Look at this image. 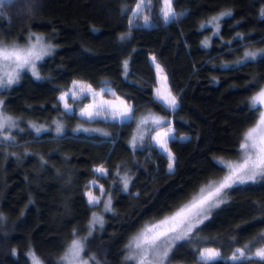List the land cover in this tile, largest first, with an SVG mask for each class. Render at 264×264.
I'll list each match as a JSON object with an SVG mask.
<instances>
[{"label":"trees","instance_id":"obj_1","mask_svg":"<svg viewBox=\"0 0 264 264\" xmlns=\"http://www.w3.org/2000/svg\"><path fill=\"white\" fill-rule=\"evenodd\" d=\"M139 1L0 3V41L25 42L40 34L52 49L38 63V77L23 70L17 83L0 88V110L15 124L0 129V264H32L30 251L42 264H62L77 238L90 264L93 256L98 264H137L126 259L131 239L222 179L224 161L239 157L260 114L251 98L264 87V53L247 61L244 53L264 49V0H172L177 15L168 22L164 0H145L149 24L143 12L132 19ZM153 57L177 97L175 109L155 97ZM76 80L112 87L133 105L132 117L81 116L88 97L72 100L74 110H66L58 98ZM168 125L176 135L168 142L172 172L153 141ZM99 166L105 174L94 172ZM91 181L101 195L93 205L86 195ZM109 197L111 210L105 211ZM225 199L173 243L166 264H197L204 247L221 251L222 258L209 264H261L227 257L245 246L248 255L264 247V178L234 185ZM93 213L104 223L89 235Z\"/></svg>","mask_w":264,"mask_h":264},{"label":"snow or ice","instance_id":"obj_2","mask_svg":"<svg viewBox=\"0 0 264 264\" xmlns=\"http://www.w3.org/2000/svg\"><path fill=\"white\" fill-rule=\"evenodd\" d=\"M3 0H0L2 3ZM143 0L136 6V13L139 14L141 4ZM163 18L165 22L170 21L176 15L172 7V0H164V8L162 9ZM229 12H221L218 16L212 17L208 23H214L220 19V17L230 15ZM264 15V11H262ZM147 23V17L144 18ZM132 21H129L131 25ZM203 27V25H202ZM124 37L121 36V39ZM42 37H36L35 43L28 45L27 47L21 48L17 45H8L3 41H0V66L4 68L11 67L12 71H5L0 75V88L11 87L12 84L17 83L19 80V71L25 67H30L34 76L38 77V73L35 71V61L42 59L44 55L50 53L51 46L45 45L42 42ZM259 53H264V49H259L257 51H248L244 53V60L255 59ZM155 58L153 57V61ZM125 68L127 67V61L124 62ZM157 75L161 78L166 86L167 76L164 75V70L159 64H156ZM74 88H78L77 91H72L71 95L74 99L79 96H84L88 93L99 95L95 93L91 88V85H85L83 82L73 81ZM104 90L101 89V93ZM69 93L65 92L58 98L59 101L64 102V108L67 110L70 105L66 102V98ZM157 97L161 99L165 105L169 108L175 109L178 106L177 97L171 93L170 90L166 92H161L157 89ZM252 106L255 107L257 103L264 102V88H261L259 93L251 98ZM3 102L0 101V104ZM131 108L125 107L123 109L117 108L110 101H103L99 104L92 103L85 105L81 109V115L87 116L89 119L94 116H105L106 113H110L113 118L127 117ZM147 118L141 121L145 123ZM163 122L162 118H153L154 124H161ZM260 125H264V115H262L259 121ZM5 126L11 128L15 126L12 118L0 113V129H4ZM35 127V126H34ZM37 132H40L39 127L36 128ZM56 131L59 133L61 131V126L57 123ZM172 129L169 127L166 131L157 133L154 137L157 143L161 146V149L167 153L168 159V171L172 172L175 167V157L173 153L166 147L168 139L170 138V133ZM8 139V137H4ZM133 143H135V138H133ZM239 147L244 150V160L243 163L233 167L229 165V173L218 181H210L207 185L201 187L199 193L193 196V198L185 205L180 207L171 216L166 217L164 220L158 222V224H153L143 230L138 236L134 237L130 241V245L134 247L137 252L133 255L126 257L127 260L138 259V264H164L165 260L168 258L170 251L172 250V245L176 241L183 240L192 233L193 228L203 223L204 220L208 219V214L214 208L220 207L221 204L226 202L227 190L233 188L236 184H244L246 182H254L260 178H264V128H253L249 130L240 143ZM94 172L101 175L105 174L106 169L100 166L94 169ZM129 184V178L127 175L123 177V187L127 190ZM88 199L87 203L90 205L100 202V198L94 196L91 192L86 193ZM105 211L111 210V198L109 197L104 201ZM3 217L0 216V220ZM103 218L93 213L92 219L89 222V235H91V229L95 225L99 224L103 226ZM160 225H167L160 229ZM160 229V230H156ZM155 230V231H154ZM148 233H152L148 235ZM164 241L165 246L162 251H158V243ZM246 247L237 249L236 253L231 257L232 260H243L251 261L253 258H258L261 264H264V247L258 248L254 253L250 255L246 254ZM84 249L83 241L79 238L73 239L68 245L64 255L61 257L62 264H88L87 260L81 259V252ZM149 250L154 253V259L152 261L148 260ZM32 259V264H41L40 260L35 256L33 252L27 254ZM220 257V253L214 249H204L199 252V259L197 264H209L210 261H214ZM90 259L98 264L95 257H90Z\"/></svg>","mask_w":264,"mask_h":264},{"label":"rangeland","instance_id":"obj_3","mask_svg":"<svg viewBox=\"0 0 264 264\" xmlns=\"http://www.w3.org/2000/svg\"><path fill=\"white\" fill-rule=\"evenodd\" d=\"M139 3H140V1H139ZM3 6V5H2ZM2 8V7H1ZM0 8V9H1ZM136 8V7H135ZM4 9V8H3ZM3 9L0 11V12H2L3 11ZM141 12H143L144 13V15H143V22L145 23V24H149V20L147 19V23L145 22V17H147L146 15H147V13H148V9H147V7H146V5H145V0H143V3L141 4V7H140V11H139V14L141 13ZM176 13V12H175ZM139 14H137L136 13V9L134 10V13H133V18L132 19H134L135 20V18L139 15ZM176 15H177V13H176ZM175 15V16H176ZM148 18V17H147ZM36 37H42L43 38V40H42V42H43V44H45V45H48L47 44V42H46V40H45V38H44V36H42V35H40V34H32V37L31 38H29L28 39V41H25V42H19V43H13V42H4L5 44H8V45H17V46H19V47H21V48H24V47H27L28 45H30V44H32V43H35V41H36ZM51 52V51H50ZM49 54V53H48ZM47 54V55H48ZM47 55H44L43 56V58L45 57V56H47ZM42 58V59H43ZM42 59H39V60H36L35 61V70L37 69V66H38V63L42 60ZM154 62V65H155V68H156V64H159L158 62H156L155 60L153 61ZM160 65V64H159ZM160 67L163 69V67L160 65ZM23 70H30V71H32V69L30 68V67H25V68H23V69H20V70H18L19 71V74H20V72L21 71H23ZM164 70V69H163ZM5 71H12V68L11 67H8V68H4V67H2V66H0V75H2ZM164 75H166L167 76V74H166V72H165V70H164V73H163ZM156 78H157V84H156V87H155V97L159 100V101H161L162 103H164L161 99H159L158 97H157V89L159 88L160 90H161V92H166L167 90H170L171 91V93L174 95V93L172 92V90H171V88H170V86H169V82H168V77H167V82H166V86H165V84H164V82L161 80V78L160 77H158V75H157V69H156ZM76 81H79V82H83L85 85H91V84H89L88 82H86V81H84V80H76ZM91 88L94 90V92L95 93H99V95H93V94H91V93H88V94H86V95H84V96H79L78 98H76V99H82V98H84V97H88L89 98V100L87 101V103H85V105H88V104H92V103H97V104H99V103H101V102H103V101H110V102H112L117 108H119V109H123V108H125V107H129V108H131V112H129V114H128V116L127 117H119V116H117L116 118H113L111 115H110V113H106L105 114V116H94L93 118H95V117H102V118H106V119H112V120H119V121H122V120H129L131 117H132V112H133V105L130 103V102H128L124 97H122V96H120V95H117L116 94V92H115V90L112 88V87H110V86H107V85H105V86H102V87H100V88H95V87H93L92 85H91ZM264 88V87H263ZM101 89H103L104 91L101 93ZM72 91H77L78 92V88H74V85L72 84V86H71V88L70 89H68V90H66L65 92H68L69 93V95H68V97L66 98V102L70 105V108L69 109H67L68 111H70V112H72L73 110H74V106H73V104H72V100H76V99H74L73 97H72V95H71V92ZM65 92H63V93H65ZM259 93V92H258ZM256 95H257V93H256ZM255 95V96H256ZM1 101V100H0ZM62 104H63V106H64V102H62ZM165 104V103H164ZM84 105V106H85ZM256 105H258L259 106V109H260V114H259V117H258V120L256 121V123L254 124V125H252L251 127H249L248 129H247V131H246V133L249 131V130H251V129H253V128H264V125H260L259 124V121L261 120V117H262V115H264V102H262V103H257ZM84 106H83V108H84ZM82 109V108H81ZM81 109H79V114L81 115ZM171 109H173V108H171ZM0 113H2L3 114V112L0 110ZM4 115V114H3ZM81 116H84V117H87V116H85V115H81ZM169 127H171V129H172V131H171V133H170V138L168 139V142H169V140L170 139H172V138H175L176 137V135H175V129H174V127L172 126V125H168V126H165V127H163V128H160V129H158L154 134H153V141H154V143L159 147V149L161 150V151H163L162 149H161V146L157 143V141H156V139H154V137H156L157 136V133H159V132H163V131H166ZM245 133V134H246ZM182 138H185L186 136L185 135H182L181 136ZM243 141V140H242ZM168 142H167V145H166V147L169 149V146H168ZM170 150V149H169ZM164 152V151H163ZM164 153H166V152H164ZM167 154V153H166ZM244 150H242L241 149V151H240V155H239V157H237V158H235V159H229V160H225L224 161V164L226 165V167H227V174L229 173V165H231V166H233V167H235V166H237V165H239V164H241V163H243V160H244ZM100 167V166H99ZM98 168V167H97ZM106 173V172H105ZM226 174V175H227ZM225 175V176H226ZM97 185V182L96 181H91L90 182V189L88 190V192L87 193H89V192H91L94 196H97V197H99L100 198V200H101V195L100 194H96V193H94L93 191H92V189L95 187ZM96 204H98V203H96ZM171 216V215H170ZM169 217V216H168ZM164 220V219H163ZM162 221V220H161ZM160 222V221H159ZM155 224H158V222L157 223H155ZM153 225V224H152ZM149 226H151V225H149ZM149 226H145L143 229H141L134 237H136V236H138L143 230H145L147 227H149ZM164 227H167V225H160V229H162V228H164ZM160 229H156V230H160ZM155 231V230H154ZM152 233H148V235H151ZM133 237V238H134ZM133 238L131 239V241L133 240ZM129 245H130V242H129ZM165 246V243H164V241H161V242H159L158 243V251H162L163 250V247ZM204 249H214V250H216V251H218L219 253H220V257L218 258V259H220V258H222V255H221V251L218 249V248H215V247H204V248H202L200 251H202V250H204ZM137 252V250L134 248V247H132V246H128V250H127V256H129V255H133L134 253H136ZM36 256V255H35ZM233 256V254L231 255V256H229V257H227V259L228 260H230V261H236V260H232L231 259V257ZM37 257V256H36ZM38 258V257H37ZM39 259V258H38ZM81 259L82 260H87L85 257H83V255H82V252H81ZM154 259V253H153V251L152 250H149V253H148V260L149 261H152ZM198 259H199V254H198ZM218 259H216V260H218ZM40 260V259H39ZM88 261V260H87ZM132 261H134L135 263H137L138 264V259H136V260H132ZM215 261V260H214ZM41 262V261H40ZM167 263V261L165 260V262H164V264H166ZM42 264V263H41ZM63 264H66V262H63ZM88 264H90L89 262H88Z\"/></svg>","mask_w":264,"mask_h":264}]
</instances>
